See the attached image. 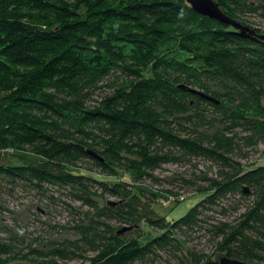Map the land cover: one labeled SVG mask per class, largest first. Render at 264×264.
Masks as SVG:
<instances>
[{
    "label": "trees",
    "instance_id": "trees-1",
    "mask_svg": "<svg viewBox=\"0 0 264 264\" xmlns=\"http://www.w3.org/2000/svg\"><path fill=\"white\" fill-rule=\"evenodd\" d=\"M217 1L240 22L255 14L264 24V0ZM258 142L260 37L197 13L187 0H0V151L22 161L0 162V180L45 194L56 187L88 208H75L84 215L69 226L76 239L52 240L47 252L29 244L19 257L14 236L0 241V264H65L86 247L88 264L147 260L179 248L177 234L208 223L216 208L226 213L229 196L248 203L236 220H213L208 231L228 257L264 264V163H243ZM187 159L214 173L201 185L186 180L207 195L169 222L152 208L155 194L135 191V182L157 183L156 172ZM103 195L117 201L100 205ZM143 223L161 233L149 239ZM126 225L134 232L120 233ZM191 254L184 264H221Z\"/></svg>",
    "mask_w": 264,
    "mask_h": 264
},
{
    "label": "rangeland",
    "instance_id": "rangeland-1",
    "mask_svg": "<svg viewBox=\"0 0 264 264\" xmlns=\"http://www.w3.org/2000/svg\"><path fill=\"white\" fill-rule=\"evenodd\" d=\"M243 22L247 26L252 24L251 28L259 27L264 32V24L259 22V17L255 14L245 16ZM242 22V23H243ZM249 157L244 164L264 163V142H258L257 146L249 149ZM0 162H9L10 164H22V161L11 155L4 154L0 151ZM214 173V169L209 163L203 160H185L180 164H166L163 169L155 173L158 178L157 183L153 181L135 182L132 175L121 173L122 178H126L130 182H135L136 191L138 187H143L150 194L152 199V208L161 216L165 217L169 222H175L185 216L196 204L206 197V193H199L193 188L192 183L186 180L196 181L199 185L203 184L202 177L210 176ZM97 193L101 194V190L97 189ZM176 194H187L188 198L183 202L171 200V196ZM100 205L106 201H117V199L108 196H96ZM227 205V211L224 214L217 215V211H223L224 208H216L213 219H207L208 223L197 226L186 233H179L177 236L181 240L179 248L158 251L157 255L149 257L147 260H138L133 264H184V262L192 258L191 253L212 256L213 259L221 258L226 255V251L219 250L218 239L208 231L210 223L213 220L223 218V220L234 221L239 217L241 208H243L247 200H242L239 196H229L224 200ZM75 208L84 211L87 207H82V203L75 200L68 193L58 190L56 187H49V191L45 194L35 187L26 186L22 183L9 182L0 180V241L8 242L12 237L16 236L17 245L14 254L20 256L28 253L29 244L37 247L40 251L47 252L52 240L62 241L64 238H74L69 226H73L78 220L84 218L83 214L78 213ZM219 211V212H220ZM93 214V213H92ZM69 227V228H68ZM131 227V226H124ZM140 232H145L149 239L157 236L161 232L153 229L149 225L143 223ZM131 229L127 232H134ZM137 230V229H136ZM39 238V240H37ZM83 251L84 257L76 256L66 260L65 264H88L89 257L92 252ZM264 254V252L262 251ZM7 256H10L7 254ZM239 259V258H237ZM242 261H246L240 259ZM16 262V260H13ZM12 261V262H13ZM61 261V260H60ZM250 263L249 261H246ZM252 264V263H250Z\"/></svg>",
    "mask_w": 264,
    "mask_h": 264
},
{
    "label": "water",
    "instance_id": "water-1",
    "mask_svg": "<svg viewBox=\"0 0 264 264\" xmlns=\"http://www.w3.org/2000/svg\"><path fill=\"white\" fill-rule=\"evenodd\" d=\"M188 4L193 8L194 11L197 13L209 17L211 19H216L220 22H223L225 24L231 25L234 28L242 31V32H250L253 35H256L264 40V34H259L257 31L244 23L238 21L237 19L232 18L230 15L226 14L222 8L220 7L217 0H187ZM181 87L185 88V85H182ZM189 92L199 94L203 98L209 101L217 102V99H215L213 96L208 95L206 93H203L197 89L189 88ZM248 193V191H245ZM116 203V202H115ZM132 227H124L120 230V233H123L125 231L131 230ZM221 264H250L245 261H241L238 259H232L228 256H223L220 258Z\"/></svg>",
    "mask_w": 264,
    "mask_h": 264
},
{
    "label": "built area",
    "instance_id": "built-area-1",
    "mask_svg": "<svg viewBox=\"0 0 264 264\" xmlns=\"http://www.w3.org/2000/svg\"><path fill=\"white\" fill-rule=\"evenodd\" d=\"M264 34V32L262 33ZM188 198V195L187 194H179V195H173L171 196V200H175L176 202H183L185 201L186 199Z\"/></svg>",
    "mask_w": 264,
    "mask_h": 264
}]
</instances>
